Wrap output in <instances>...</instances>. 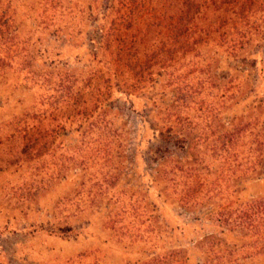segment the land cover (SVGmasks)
Listing matches in <instances>:
<instances>
[{
  "label": "trees",
  "instance_id": "obj_1",
  "mask_svg": "<svg viewBox=\"0 0 264 264\" xmlns=\"http://www.w3.org/2000/svg\"><path fill=\"white\" fill-rule=\"evenodd\" d=\"M263 7V0H107L104 22L92 40L108 55L109 65L104 72L88 68L62 77L64 99H57L52 118L48 114L45 119L49 138L67 124L76 125L80 143L69 162L80 169L82 185H88L89 205L113 206L112 222L136 212L137 203L118 191L129 169L130 129L116 109L113 90L133 93L159 85L173 93L169 102L154 103L148 150L162 190L185 209L214 208L216 224L250 238V253L264 249V197L241 199L242 183L264 175L262 103L230 113L243 96L238 77L215 75L217 60L202 49L219 47L237 63L234 70L247 63L254 66L248 59L255 57L253 43L261 47L264 42V18L258 16ZM12 20L0 0V71L19 68L34 86L43 75L37 65L40 49L22 39ZM183 65L196 68L183 74ZM198 70L206 75L197 82L193 72ZM209 88L218 90L220 99H207ZM33 119L23 131L29 146L37 149L44 147L45 134L40 115ZM209 237V251L218 253L206 264L229 262L223 263L232 253L222 251V240Z\"/></svg>",
  "mask_w": 264,
  "mask_h": 264
},
{
  "label": "rangeland",
  "instance_id": "obj_2",
  "mask_svg": "<svg viewBox=\"0 0 264 264\" xmlns=\"http://www.w3.org/2000/svg\"><path fill=\"white\" fill-rule=\"evenodd\" d=\"M1 1L16 32L40 49L37 65L43 75L33 86L19 68L0 71V264H206L218 253L207 247L211 234L213 240H222V251L232 253L223 263L264 264V249L250 253V238L216 224L214 208L185 209L162 190L148 150L153 144L154 103L169 102L173 93L159 85L133 93L113 90L116 109L130 129L129 169L118 191L137 203L136 212L112 222L113 206L89 205L88 185H82L80 169L69 162L80 143L76 125L67 124L49 138L45 119L48 114L52 118L57 99H64L62 77L88 68L104 72L109 65L108 55L92 40L104 22L107 0ZM258 16L264 18V7ZM253 46L255 57L248 61L254 66L238 65L237 70V63L219 47H202L217 60L215 75L238 77L243 96L234 98L238 103L230 107L232 114L247 112L250 106L252 110L260 102L258 110L264 113V42ZM192 68L183 65L180 73ZM193 74L197 82L206 75L199 70ZM217 91L209 88L204 95L220 99ZM35 115H40L45 134L44 147L37 149L30 147L23 131ZM258 196L264 197V175L242 183L241 199Z\"/></svg>",
  "mask_w": 264,
  "mask_h": 264
}]
</instances>
